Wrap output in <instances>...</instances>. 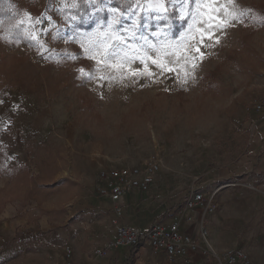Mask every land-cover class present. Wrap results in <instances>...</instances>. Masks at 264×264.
Listing matches in <instances>:
<instances>
[{
	"label": "rangeland",
	"instance_id": "374dc122",
	"mask_svg": "<svg viewBox=\"0 0 264 264\" xmlns=\"http://www.w3.org/2000/svg\"><path fill=\"white\" fill-rule=\"evenodd\" d=\"M76 2L13 0L20 35L0 26V120H11L0 130V264H128L113 256L98 175L153 157L161 217L183 211L189 191L216 189L228 217H264V0H137L127 13L86 0L109 13L88 31L73 28ZM214 10L245 12L218 43L205 35ZM168 13L186 20L176 38L158 24ZM27 14L45 17L35 26L47 34H31L43 48ZM148 247L134 264H188L201 250L171 260Z\"/></svg>",
	"mask_w": 264,
	"mask_h": 264
},
{
	"label": "built area",
	"instance_id": "2783aa9c",
	"mask_svg": "<svg viewBox=\"0 0 264 264\" xmlns=\"http://www.w3.org/2000/svg\"><path fill=\"white\" fill-rule=\"evenodd\" d=\"M161 162L153 157L145 161L144 165L135 168H108L99 172L98 179L102 185L98 189L100 198H107L117 205L126 195L147 194L152 186L153 175L158 172ZM214 190L208 196L199 190L189 191L182 198L183 211L175 209L171 217H175L169 223L162 221L153 223L145 231H138L126 226H121L116 231V238L112 249L127 246L136 249L150 246L154 250L164 253L171 260L185 257L188 253H195L199 244L203 243L213 258L225 264L248 263L246 253L240 249L224 253L221 257L216 255L208 246L207 233L204 229V217L212 215L216 209V195ZM113 211L118 213L119 207L114 206ZM186 212L187 214H183ZM185 217L187 223L199 221L197 240L190 234L181 231V220ZM194 217H197L196 219ZM69 252L66 258H69Z\"/></svg>",
	"mask_w": 264,
	"mask_h": 264
},
{
	"label": "crops",
	"instance_id": "0c3cea01",
	"mask_svg": "<svg viewBox=\"0 0 264 264\" xmlns=\"http://www.w3.org/2000/svg\"><path fill=\"white\" fill-rule=\"evenodd\" d=\"M255 141H261L260 135H256ZM162 191L163 190H161L160 193H162ZM160 193L157 192L156 194L158 195ZM144 196L145 198L143 199L141 198V195L123 197L117 205L113 204L107 198H101L103 201L106 200L107 203L105 204H108L111 211L106 219L107 224L110 227L108 228L110 232V234L108 233V240L115 238V232L117 231L116 228L118 226H126L138 231H145L153 223L159 221L169 223L174 220L175 217H161V215L167 211L168 203L164 204L163 202H155V197H152V195L149 196L148 193ZM158 196L161 197L162 194L161 196ZM128 199L130 200V203L127 205ZM225 199L226 198L222 199L220 207L218 209L216 208L217 211L215 210L210 217H204V229L207 233V243L209 248L219 257L226 252L240 249L246 253L249 259V262L246 264H264V217H228V213L230 212L229 206L231 203L228 199V201H225ZM121 202L123 206L121 205ZM255 202L256 200L252 201L253 204H255ZM114 206L119 207L118 213L113 211ZM183 214L185 215L187 213L184 212ZM6 218L12 219L11 221L14 222L13 224L10 223L11 226H14L17 223L13 217ZM179 218L181 220V231L192 235L197 240L199 221L195 220L192 223H187L185 217ZM194 218L196 219L197 217ZM199 246V249H201L200 252L192 255L190 263L188 264H215L214 262L206 261L207 255H204L203 253L204 248L206 249L205 245L200 243ZM148 249L151 250L150 247H148ZM129 250L130 248L127 246H120L112 249V252L115 258H122L129 253ZM105 259L106 258L100 257L96 259L95 262L98 264H108L109 261H106ZM210 259L218 264H224L222 261L213 259L212 256ZM179 264L186 263L179 262Z\"/></svg>",
	"mask_w": 264,
	"mask_h": 264
},
{
	"label": "trees",
	"instance_id": "16d2710c",
	"mask_svg": "<svg viewBox=\"0 0 264 264\" xmlns=\"http://www.w3.org/2000/svg\"><path fill=\"white\" fill-rule=\"evenodd\" d=\"M137 0H108L109 7L116 9L120 13H127L133 7ZM13 0H0V26L8 32L12 37L20 35L19 28L14 26L16 19L12 13L11 5ZM94 7L89 5L86 0H77L76 6L70 10V14L74 18L73 28L75 30L88 31L91 30L94 23L98 21L106 22L109 19V13L106 10L96 11L92 13ZM159 25H170L171 35L176 38L185 28L186 20L178 21L175 13H168L166 17L159 21ZM151 28L155 30L154 22L151 21ZM136 249L129 252V263L134 264Z\"/></svg>",
	"mask_w": 264,
	"mask_h": 264
},
{
	"label": "snow or ice",
	"instance_id": "6c2138e0",
	"mask_svg": "<svg viewBox=\"0 0 264 264\" xmlns=\"http://www.w3.org/2000/svg\"><path fill=\"white\" fill-rule=\"evenodd\" d=\"M161 7H162V5H161ZM131 15H135V13H132ZM228 16H231V19H228L227 18ZM244 16H245V12L244 11H239V12H236V11L227 12L226 11L225 15L222 17L218 10H214L211 13L210 17H209V22L211 24V27L209 28L208 32L205 35H207L208 39H213V40H215V42L218 43L219 42V37L216 36L215 33L217 31H222L224 27L232 26L233 23L242 22ZM158 18L163 19V17H158ZM27 19H28L29 28H30V33H29L30 38L36 40L38 46L40 48H43L44 47L43 43L40 42L35 35H31V34L32 33L38 34L40 32H45V34H47V29H44L42 27L41 28H37L35 26L36 24H41L42 25L44 23L45 17L42 14L41 17H37L35 20H32L31 14H27ZM217 20H220L222 22L219 23V24H216L215 21H217ZM20 24L23 26L24 21L21 20ZM53 37L55 39H58V40L66 39V37L62 36L59 32L53 34ZM203 39H204V36L202 35L201 44H203ZM44 50L47 51L48 49L45 48ZM196 51L199 52V48H197ZM112 55H114V53L109 54L108 57H106V58H110ZM193 59H195V58L193 57ZM152 62L154 64L157 63L156 60H153ZM167 70H171V69H167ZM81 72L83 74V70H81ZM88 76H89V78H91V74L90 73L88 74ZM0 103H2V101H0ZM16 107H19V106H16ZM10 124H11V120L10 119L7 121V123H5L4 120H0V130L6 129L8 127V125H10Z\"/></svg>",
	"mask_w": 264,
	"mask_h": 264
}]
</instances>
